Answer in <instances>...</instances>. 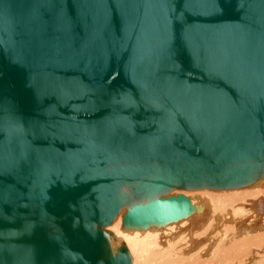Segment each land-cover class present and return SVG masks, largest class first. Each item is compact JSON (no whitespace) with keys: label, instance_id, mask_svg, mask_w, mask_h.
Segmentation results:
<instances>
[{"label":"water","instance_id":"95a60500","mask_svg":"<svg viewBox=\"0 0 264 264\" xmlns=\"http://www.w3.org/2000/svg\"><path fill=\"white\" fill-rule=\"evenodd\" d=\"M264 178V0H0V264H133L106 228Z\"/></svg>","mask_w":264,"mask_h":264},{"label":"bare ground","instance_id":"6f19581e","mask_svg":"<svg viewBox=\"0 0 264 264\" xmlns=\"http://www.w3.org/2000/svg\"><path fill=\"white\" fill-rule=\"evenodd\" d=\"M209 190H175L172 195L183 193L191 198L195 206V212L191 216L175 222V224L151 226L147 230L127 229L122 224L125 210L121 211L113 224L106 228V231L110 234L114 249L125 245L133 258V264H235V262H231L232 260H223V254L207 263L204 256L208 253L211 246L209 238L216 231H221L218 238H223L226 243H232L237 241L239 237L245 236L246 230H248V234H255L253 235L256 239L254 246L263 250L264 178L247 187ZM228 190L231 192L233 190L237 193L244 190V192L248 191V193L232 195L229 194ZM248 220H251L250 225H252L246 227L244 223ZM244 232L245 234L243 235ZM220 235H222V238ZM194 237L202 238L196 240ZM215 237L217 236L215 235ZM165 239L168 242L166 241L165 243ZM241 244V248L234 246L236 244L231 247L223 248L224 245L221 247L228 249V251L236 249V253H239L243 248L248 251L247 249L251 246L243 244L244 247ZM262 253L264 255V252L258 254L262 256ZM196 255L198 257L192 260ZM260 264H264V258H262Z\"/></svg>","mask_w":264,"mask_h":264},{"label":"rangeland","instance_id":"374dc122","mask_svg":"<svg viewBox=\"0 0 264 264\" xmlns=\"http://www.w3.org/2000/svg\"><path fill=\"white\" fill-rule=\"evenodd\" d=\"M207 190H209V189H207ZM203 191V190H202ZM209 191H215V192H218V191H216V190H209ZM174 192V191H173ZM172 192V193H173ZM183 192H185V191H183ZM228 192H229V194H232V195H236V193L237 192H235V191H233L232 190V192L230 191V190H228ZM235 192V193H234ZM172 193H171V195H172ZM224 193H227V192H224ZM242 193H248V191L247 192H244V190H241V192H238L237 194H242ZM249 193H251L250 191H249ZM241 217H243V216H241ZM245 217H248V216H245ZM252 220V219H251ZM251 220H248V221H246L245 223H244V225H246V227L247 226H251L250 225V223H251ZM175 224V223H174ZM159 228H162V227H159ZM147 230V229H146ZM247 231L248 230H246V234H245V232L243 233V235L245 234V236H242V237H239L238 238V240L237 241H234V242H232V243H226L225 241H224V239L222 238V235H220L221 236V238L222 239H219L218 238V236H219V234H220V232L219 231H216L215 233H214V235H212V236H210V244H211V246H210V248H209V251H208V253L204 256V259H206V262L207 263H210L212 260H215V258L216 257H218L219 255H221V254H223L224 255V258H223V260H232L231 262H235V264H241V262H242V264H244V262H245V264H256V263H258V264H260L261 262H262V258H264V255H263V253H262V256L261 255H259V254H261V252H264L263 250H264V248H263V250H262V248H257V247H255L254 245H255V236H253V235H255V234H248L247 233ZM215 235L217 236V237H215ZM263 235H264V233H263ZM202 237H198V238H196V237H194V239H196V240H200ZM216 238V239H215ZM259 239V238H258ZM219 240V241H218ZM221 240V241H220ZM260 240V239H259ZM166 241L168 242V240L167 239H165L164 240V242L166 243ZM212 241H213V244H212ZM215 242V243H214ZM240 243H242L241 245H243V244H245V245H251L250 247H249V249H247L248 251H246L244 248L237 254L236 253V249H230V251H228V249H223V248H226L227 246L228 247H231V246H233L234 244H236V245H234V246H238V247H240L241 248V246H240ZM218 245V246H217ZM224 245V247L222 248L221 246H223ZM244 246V245H243ZM245 247V246H244ZM248 247V246H247ZM254 247V248H253ZM216 249H218V250H216ZM257 249V250H256ZM258 250H260V251H258ZM216 252V253H215ZM252 252H253V255H252ZM259 253V254H258ZM214 254V255H213ZM246 254H248V255H246ZM258 254V255H257ZM251 256V257H250ZM257 256V257H256ZM198 257V255H196L195 257H193L192 258V260L193 259H196ZM249 257V258H248ZM259 257V258H258ZM255 258H256V260H258V261H256L255 260ZM208 261H210V262H208ZM231 264V263H230Z\"/></svg>","mask_w":264,"mask_h":264}]
</instances>
